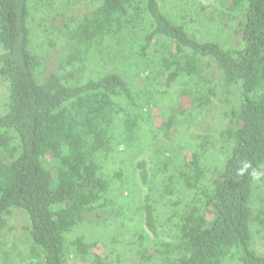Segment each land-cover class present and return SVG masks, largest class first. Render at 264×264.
I'll list each match as a JSON object with an SVG mask.
<instances>
[{
    "label": "trees",
    "instance_id": "16d2710c",
    "mask_svg": "<svg viewBox=\"0 0 264 264\" xmlns=\"http://www.w3.org/2000/svg\"><path fill=\"white\" fill-rule=\"evenodd\" d=\"M178 1L191 23L172 0H0V249L17 208L35 264L89 256L100 240L70 234L136 197L125 151L160 144V130L188 129L215 107L220 163L211 166L204 139L174 143L169 163L181 164L160 166V197L140 202L153 242L139 233L137 263L264 264V176L237 175L245 160L264 173V0H218L225 12L206 14L205 0ZM210 22L235 24V39L212 35ZM96 59L105 68L87 73ZM137 167L147 185L146 163ZM161 211L173 241L161 237Z\"/></svg>",
    "mask_w": 264,
    "mask_h": 264
},
{
    "label": "rangeland",
    "instance_id": "374dc122",
    "mask_svg": "<svg viewBox=\"0 0 264 264\" xmlns=\"http://www.w3.org/2000/svg\"><path fill=\"white\" fill-rule=\"evenodd\" d=\"M194 1V0H190ZM172 9L180 16L184 17L188 22L191 23L190 19L186 18V15H189L188 6H185L182 1L172 0ZM187 3V0H185ZM168 4V2H165ZM164 4V2L162 3ZM161 4V5H162ZM220 3L218 0H205L204 1V13H215L216 11L225 12L222 8H220ZM85 3H77L75 5L74 10H70L71 16H78L79 13L78 8L84 7ZM168 6V5H167ZM207 22V21H206ZM207 28H213L215 30L212 35H215V32H220L222 36L229 37L230 36L235 39L236 36V25L234 24L231 28V32H229L230 27H225L219 23H205ZM234 30V32H233ZM233 33V34H232ZM135 51V49H133ZM97 65H93L96 64ZM93 67L87 71L89 74H93L99 69L102 70L105 68V65L102 61H98L97 59L93 62ZM124 70L130 74H136L135 71L131 67H127L124 64ZM138 73H141L139 70ZM4 94V87L0 86V104ZM184 105L188 106L187 99L184 98L182 101ZM164 106H167L166 102H163ZM215 114H206L200 115L199 121L197 124L189 126L188 129L178 126L187 132L179 134L177 128L170 129L169 131L160 130V139L158 141L154 140L153 143L149 147L141 150L140 148L134 151L127 150L125 151L131 158V167L133 170V175L138 185L134 186V194L136 197L133 199L125 201H118L117 210L112 209L107 212L105 215H101L96 221L86 223L85 226L75 229L72 237L77 238L78 236H85L87 241H91L94 239H99V245L97 248H93V251L89 256L86 257H78L74 250L67 256L66 260L68 264H100L98 257H100L101 264H140L137 263L139 255L137 254L138 245L140 244L139 233L144 231L147 235L146 242H153L152 232L149 231L145 227V223L143 222V213L139 209L141 205L140 202L144 200V196L151 194L157 198L160 197L161 189L163 188L162 182L160 179L156 178L155 173H157L160 169V166L164 167V164H168L167 166L170 169L178 168L181 163H175V166H171L169 163V159L173 158L175 160V155L178 156L177 148H175V144L177 140H181V142H185L187 139L196 140V142L201 146H203L202 139L206 140L207 144H204V148L207 149V156L211 161L212 167L217 165V161L221 155L218 150V145H220V140L216 141L212 138L213 132L211 129L217 126L219 120L222 118L221 112H217L215 107L212 110ZM158 114H160V110H156ZM158 118L157 124L163 122V118L161 115ZM203 125V127H201ZM179 129V131H180ZM172 134V135H171ZM177 134L176 138H173ZM182 136V137H181ZM201 142V143H199ZM124 147H122L123 149ZM132 151V152H131ZM179 157V156H178ZM168 158V159H165ZM216 158V159H215ZM165 159V160H164ZM144 161L146 163L147 171L149 174V183L147 185H141L140 183V169H137L138 163ZM220 163V160H218ZM131 174V173H130ZM217 177V174L210 173V179ZM128 193H125V195ZM182 197L181 194H175ZM160 206V204H159ZM158 220L161 222V237L166 241H173V237L166 233V229L163 222H167L166 212L161 211L158 215ZM6 228L3 233V245L0 249V264H35L36 257L33 254V248L31 246V242L29 240V232L28 228L30 225V221L26 213L20 209L13 208L9 214L6 215ZM162 224V225H161ZM150 235V236H149ZM161 238V239H162ZM136 240V243L133 242ZM255 247L257 251L261 254H264V235L257 236L255 238ZM140 252V251H139ZM141 253V252H140ZM143 264H150L144 263Z\"/></svg>",
    "mask_w": 264,
    "mask_h": 264
},
{
    "label": "clouds",
    "instance_id": "9594fccd",
    "mask_svg": "<svg viewBox=\"0 0 264 264\" xmlns=\"http://www.w3.org/2000/svg\"><path fill=\"white\" fill-rule=\"evenodd\" d=\"M250 175L251 178L255 180H260L264 173L254 169L251 163L247 160L241 162V166L237 169V175L243 177L244 175Z\"/></svg>",
    "mask_w": 264,
    "mask_h": 264
}]
</instances>
